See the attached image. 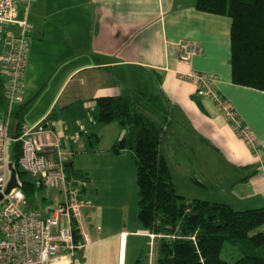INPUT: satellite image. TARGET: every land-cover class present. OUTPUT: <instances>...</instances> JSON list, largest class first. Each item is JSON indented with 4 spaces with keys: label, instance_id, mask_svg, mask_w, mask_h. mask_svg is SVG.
<instances>
[{
    "label": "crops",
    "instance_id": "obj_1",
    "mask_svg": "<svg viewBox=\"0 0 264 264\" xmlns=\"http://www.w3.org/2000/svg\"><path fill=\"white\" fill-rule=\"evenodd\" d=\"M195 3L36 0L28 12L31 44L22 101L15 107V114L18 112L21 124L27 125L48 119L67 161L87 179L79 198L84 202L85 219H81L79 228L84 247L75 254L73 264L78 259L90 262L99 258L114 245L116 264H127L128 258L131 264H140L144 253L146 264H154L159 240L151 238L139 224L137 185L136 215L131 223L127 208L119 224L101 212L99 190L110 185L113 175L127 171L129 163L134 171L135 166L129 151L111 152L123 135L117 125L112 128L110 143L100 146L104 126L95 120V102L100 97L129 92L160 96L168 121L161 153L176 192L187 201L225 203L237 211L264 207V91L232 83L231 19L197 11ZM187 43L197 44L201 54L184 62L177 50ZM36 62L54 64L52 75L57 79L56 89L40 108L37 100L41 89L38 85L26 87L32 78L33 82L37 79L33 72ZM191 72L214 78L216 92L253 134L255 152L237 135L213 100L198 96L195 85L181 78ZM92 133L99 135L94 151L89 150L86 140ZM91 168L103 176L98 185Z\"/></svg>",
    "mask_w": 264,
    "mask_h": 264
},
{
    "label": "trees",
    "instance_id": "obj_2",
    "mask_svg": "<svg viewBox=\"0 0 264 264\" xmlns=\"http://www.w3.org/2000/svg\"><path fill=\"white\" fill-rule=\"evenodd\" d=\"M195 9L231 19L232 83L264 91V0H196ZM3 89L0 77V108L4 105ZM95 111L97 124H116L123 131L111 152L127 150L132 155L141 228L168 236L158 240L154 264H264V232L250 234L264 225V207L237 211L225 203L187 201L176 192L160 149L168 121L158 94L129 92L100 97L96 99ZM18 118L17 112V130L21 125ZM86 140L89 150L94 151L99 135L89 134ZM10 154L30 209L29 197L41 186L33 178L22 179L27 173L18 165L19 142L12 145ZM64 166L69 189L80 198L87 179L67 160ZM74 234L76 240L82 241L77 225ZM226 244L240 253L232 263L221 257Z\"/></svg>",
    "mask_w": 264,
    "mask_h": 264
},
{
    "label": "built area",
    "instance_id": "obj_3",
    "mask_svg": "<svg viewBox=\"0 0 264 264\" xmlns=\"http://www.w3.org/2000/svg\"><path fill=\"white\" fill-rule=\"evenodd\" d=\"M36 0H0V77L4 83V105L0 108V264H73L75 254L84 247L75 239L74 226L80 228L84 202L70 190L64 171L66 155L61 140L48 119L35 125H14L15 107L21 103L23 79L31 44V25L27 15ZM19 7L24 10L21 17ZM182 48L185 53H182ZM201 54L194 43L179 46L177 55L187 62ZM181 78L192 82L198 96L213 100L222 116L252 152L257 143L236 117L234 111L216 92L214 78L191 72ZM15 133L17 134L15 136ZM21 144L18 165L40 186L54 187L62 195L59 207L43 216L26 207L22 184L4 194L10 179L11 147ZM81 235V234H80ZM161 237L151 234V238Z\"/></svg>",
    "mask_w": 264,
    "mask_h": 264
},
{
    "label": "rangeland",
    "instance_id": "obj_4",
    "mask_svg": "<svg viewBox=\"0 0 264 264\" xmlns=\"http://www.w3.org/2000/svg\"><path fill=\"white\" fill-rule=\"evenodd\" d=\"M22 8H20V11ZM38 65V68H37ZM53 65L54 64H42L40 62H36L34 64L33 72H36L34 75L37 77L36 81L29 82L26 87L27 88H33L35 85L39 86L40 95L38 97L37 103L39 104V108L46 103L48 96L56 89L55 83H56V77L54 78L53 73ZM24 89V88H23ZM20 104V103H19ZM18 104V105H19ZM115 126V127H113ZM116 128V124H109L105 125L104 128H102L101 133L103 135V139L101 140V145H106L107 143H110V137H112L113 133L112 130ZM112 143V142H111ZM110 145V144H109ZM75 159L78 157L74 156ZM100 158V157H99ZM100 160V159H99ZM98 161V159H97ZM83 165L85 163V159L82 160ZM93 164V163H91ZM90 167H94V164ZM100 164V162H99ZM76 165H79L78 163ZM102 166V163L100 164ZM99 168V167H98ZM93 173V177L95 179V183H98V179L102 178L100 174H96L94 169L91 168ZM94 173L96 175H94ZM123 177V181L119 182L120 178ZM24 180H30L32 177L29 174H25L22 178ZM117 183V184H116ZM100 197L98 200L100 201V206L102 207V211L104 214V217L106 219H114L116 224L120 223L121 218L123 217L122 213L124 212V208L127 212V219L131 223L133 221V216L135 214L136 210V182H135V171L129 163V167L127 171L124 169L123 173L120 175H113V179L110 181V185H107L103 190H99ZM95 195H92L90 198L91 203L94 202ZM63 198L60 194L59 190L54 187L49 186H41L38 189H35L34 192L29 197V203H30V209L39 211L40 213L47 214L51 212L52 210H55L59 207L60 203L62 202ZM83 209L81 210V219L84 216ZM136 215V214H135ZM106 231V228L103 227ZM257 231L264 232V225L260 228H258L256 231L251 232L250 234H253ZM160 235V238H164L168 236H164L162 234ZM111 249L106 250L107 253L104 255L99 254V258H95L88 262L86 260H80L79 259L75 262V264H116V246L110 247ZM147 251V250H146ZM240 256V253L235 247H232L228 244L225 245L221 257L225 259L227 262L232 263L235 259H237ZM140 264H146L147 262V254L144 253L142 260H140ZM127 264H131L130 259H127Z\"/></svg>",
    "mask_w": 264,
    "mask_h": 264
},
{
    "label": "water",
    "instance_id": "obj_5",
    "mask_svg": "<svg viewBox=\"0 0 264 264\" xmlns=\"http://www.w3.org/2000/svg\"><path fill=\"white\" fill-rule=\"evenodd\" d=\"M9 168H10L11 174H10V179L7 184L6 190L4 192L5 195L8 194L12 189L18 187L17 178H16V175H17L16 170L12 164H10ZM2 198H3V194H0V201L2 200Z\"/></svg>",
    "mask_w": 264,
    "mask_h": 264
}]
</instances>
